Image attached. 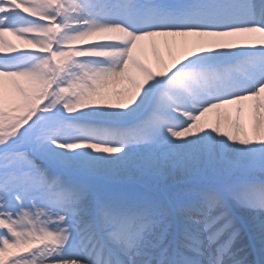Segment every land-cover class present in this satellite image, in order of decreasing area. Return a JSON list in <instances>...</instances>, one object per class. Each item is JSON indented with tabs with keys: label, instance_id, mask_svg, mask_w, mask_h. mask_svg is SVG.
<instances>
[{
	"label": "snow or ice",
	"instance_id": "obj_1",
	"mask_svg": "<svg viewBox=\"0 0 264 264\" xmlns=\"http://www.w3.org/2000/svg\"><path fill=\"white\" fill-rule=\"evenodd\" d=\"M0 264H264V0H0Z\"/></svg>",
	"mask_w": 264,
	"mask_h": 264
},
{
	"label": "bare ground",
	"instance_id": "obj_2",
	"mask_svg": "<svg viewBox=\"0 0 264 264\" xmlns=\"http://www.w3.org/2000/svg\"><path fill=\"white\" fill-rule=\"evenodd\" d=\"M8 39L13 40V42L19 43L16 37L9 36ZM164 39L162 37H158L153 39H149L144 43V57L150 62L154 67L159 66V60L162 58L165 62H170L173 56H178L181 54V49H179L176 45H165ZM172 39V38H169ZM236 39V38H231ZM238 43H244V41L237 40ZM234 107L230 109L231 114L235 116Z\"/></svg>",
	"mask_w": 264,
	"mask_h": 264
}]
</instances>
